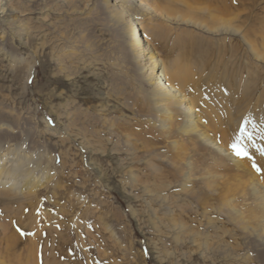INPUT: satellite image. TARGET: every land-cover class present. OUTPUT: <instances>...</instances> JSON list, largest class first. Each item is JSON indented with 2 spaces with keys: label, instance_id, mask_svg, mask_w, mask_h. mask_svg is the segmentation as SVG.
Masks as SVG:
<instances>
[{
  "label": "rangeland",
  "instance_id": "374dc122",
  "mask_svg": "<svg viewBox=\"0 0 264 264\" xmlns=\"http://www.w3.org/2000/svg\"><path fill=\"white\" fill-rule=\"evenodd\" d=\"M144 1L140 37L175 90L166 127L103 0H8L0 142L43 179L0 184V264H264V0Z\"/></svg>",
  "mask_w": 264,
  "mask_h": 264
},
{
  "label": "bare ground",
  "instance_id": "6f19581e",
  "mask_svg": "<svg viewBox=\"0 0 264 264\" xmlns=\"http://www.w3.org/2000/svg\"><path fill=\"white\" fill-rule=\"evenodd\" d=\"M7 3L8 0H0V22H5L7 18L15 14L13 8L11 9ZM103 3L105 10L111 14L118 31L124 36L131 38L129 48L137 68H139L141 73L149 76L151 86L157 91L156 94H160L155 95V98L160 101L156 108L159 115L163 117V125L174 123L175 114L170 111L171 102L169 96L175 93V90L171 86L166 85V67L158 58L152 57L150 50L145 49L144 40L140 37L139 18L141 16L140 13L143 11L142 8L145 6V1L103 0ZM178 76V73L173 74V81H176V77ZM161 89H163V93L160 92ZM216 97L214 96V99ZM186 101L184 97L178 98L179 112L181 111V115L183 114L181 118L183 120L184 131L194 133L197 131L196 118H192L191 116V113L194 111V103ZM183 104H185L184 107L182 106ZM180 107H183V111L180 110ZM205 112L214 115L220 114V111H217L211 105L206 107ZM199 136L207 145L210 144L209 147L213 151L219 152V148L208 138L202 134H199ZM12 142L11 140L0 142V184L8 181L13 182L11 191L19 189L23 191L26 187H29L30 190H35L39 186L40 180L43 179V176L40 175L42 164L34 154L26 152L24 148L18 146V143L12 144ZM226 155V153H223V156ZM261 195L262 199H264L263 193Z\"/></svg>",
  "mask_w": 264,
  "mask_h": 264
},
{
  "label": "snow or ice",
  "instance_id": "6c2138e0",
  "mask_svg": "<svg viewBox=\"0 0 264 264\" xmlns=\"http://www.w3.org/2000/svg\"><path fill=\"white\" fill-rule=\"evenodd\" d=\"M29 83H31V81H29ZM243 132H244V129L241 128V134H243ZM249 139H251L250 136H249ZM229 147L232 149L233 154L236 155L238 158H241V159H243V158L252 159V157L249 155V152L247 150V146L246 145H242L240 143L239 137L237 138V140L235 142L231 143L229 145ZM257 150L260 152V154L262 156H264V148H259ZM252 167L257 172L261 171V169L258 167V165L254 161L252 163Z\"/></svg>",
  "mask_w": 264,
  "mask_h": 264
}]
</instances>
